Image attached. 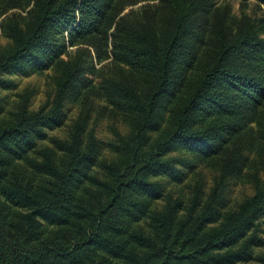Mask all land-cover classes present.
<instances>
[{"label":"trees","instance_id":"trees-1","mask_svg":"<svg viewBox=\"0 0 264 264\" xmlns=\"http://www.w3.org/2000/svg\"><path fill=\"white\" fill-rule=\"evenodd\" d=\"M2 17L0 89L56 76L38 109L30 87L0 100V264H264V17L215 0H0ZM197 165L210 186L186 183ZM232 180L253 191L235 206Z\"/></svg>","mask_w":264,"mask_h":264},{"label":"rangeland","instance_id":"rangeland-1","mask_svg":"<svg viewBox=\"0 0 264 264\" xmlns=\"http://www.w3.org/2000/svg\"><path fill=\"white\" fill-rule=\"evenodd\" d=\"M217 5H224L228 4L232 8V13L238 17H242L243 14L252 15L253 17H257L259 19L264 17V7H260L254 1L243 2L242 0H215ZM140 4L134 7L135 9L139 8ZM24 15L25 12H22ZM4 17L0 18V51L5 48L8 43L9 39L3 34L1 29V21ZM20 73H14L11 75L10 78L14 81V88L11 91H5L0 89V100H2L5 111L10 109L14 104L16 99V93L22 92L26 88H34L36 89V93L34 95L32 101V109H38L40 105H42L48 96V93L52 90V80L55 78L56 74L55 71H45L42 74L35 73L29 77H25L24 75H19ZM90 78L94 81L96 85H99L100 80L97 79L95 76H90ZM102 104V103H100ZM67 117L74 118L78 113V106L76 104L68 105L67 109ZM122 133H126L125 126H119ZM251 127L254 131L258 130L256 124H252ZM59 131H52L49 132V135H60ZM98 135L103 141H108L111 139L112 133L109 128V121H102L99 129ZM105 149V147H104ZM107 149L104 150V153H107ZM251 158H253V153L250 154ZM201 172L207 183V186L211 185L212 182V174L211 172L200 166L197 165L193 168V170L189 171L188 178L186 183L191 181L195 178L194 173ZM185 188V183L181 185H170L169 190L173 191L176 194H182ZM253 193L252 187L249 184H242L238 180H232L230 182V186L228 188V200L231 206H235L238 204L245 196H249ZM163 203L160 202L158 205H153L154 208L162 207ZM152 206V207H153ZM262 235L264 236V226L262 227ZM244 264H258V263H244Z\"/></svg>","mask_w":264,"mask_h":264}]
</instances>
